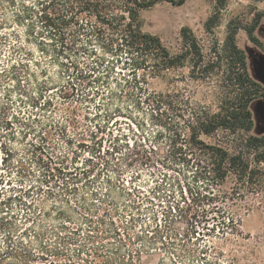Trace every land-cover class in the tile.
I'll return each instance as SVG.
<instances>
[{"label":"clouds","instance_id":"obj_1","mask_svg":"<svg viewBox=\"0 0 264 264\" xmlns=\"http://www.w3.org/2000/svg\"><path fill=\"white\" fill-rule=\"evenodd\" d=\"M51 2L0 0V264H264V223L255 211L236 215L227 202L206 204L199 211L210 213L208 223L190 228L177 210L191 204L186 185L217 195L205 180L192 185L200 166L211 163L201 154L211 150L195 132L188 136L201 111L222 102L216 82L194 88L182 68L171 67L177 82L168 90L183 91L189 105L170 131L144 104L167 82L150 80L146 94L129 98L135 90L125 88L134 71L124 67L127 49L114 56L103 46L109 36L121 47L130 37L93 15L103 44L80 33L73 52L58 55L37 22ZM120 3L105 20L129 15ZM75 31V24L64 30L66 45ZM141 60L137 79L153 70L150 50ZM177 135L184 160L170 156ZM220 209L228 213L223 223Z\"/></svg>","mask_w":264,"mask_h":264},{"label":"rangeland","instance_id":"obj_2","mask_svg":"<svg viewBox=\"0 0 264 264\" xmlns=\"http://www.w3.org/2000/svg\"><path fill=\"white\" fill-rule=\"evenodd\" d=\"M259 15H264V0H187L186 4L181 7L167 3L157 5L142 14V22L143 31L160 37L163 43L170 49L172 56H176L175 53H179L181 50V29L189 27L192 30L201 49L203 60L199 66H195L198 58L190 54L183 64L177 65L175 68L183 69L184 74L191 78L189 83L193 84L194 88H200L202 85L207 87L212 85L213 81L216 82L222 95V102L218 108H214L211 112H217L225 101L233 99L237 94L235 87L230 81V76H232L230 62L224 54L226 41L234 27H238L239 29L237 36L239 47L244 51L248 48L252 50L250 57L253 66L257 67L256 65L259 61L264 62V18L256 31V36L263 43V49L251 42L247 31L248 28H252L255 25ZM211 17L216 19V25L211 30H206L205 23ZM185 52L186 50L181 51L180 54ZM129 57L131 58V63L129 64V62L125 61L124 67H132L134 69L130 73L133 80L129 81L125 85V88L134 89L135 92L128 91L126 94L129 98L134 94H146L148 87H154L153 84H150V80L166 81L168 88L160 92L153 91L147 97V99H151L154 95H160L163 102L160 109L154 103H148L147 99L144 100V104L151 105L149 114L154 123L170 126L169 130H173L176 127L173 121L176 119L182 120L184 118L182 113L189 105V101L184 98L183 91L168 90L177 82L175 77L171 75L175 69H164L161 66L156 67L154 60L151 66L153 70L148 72L147 76H141L137 79L135 69L142 67L143 61L139 57ZM115 63L119 65L121 61L116 60ZM208 65L210 66L208 67ZM100 67H103L102 63ZM111 70L115 71V68L113 67ZM145 71L147 72V69ZM169 103H172L171 107L168 106ZM137 107H139V103ZM263 107L264 105H260L256 109L255 127L252 132V135L258 137L264 136ZM153 110L155 111L154 115H152ZM201 112L208 111L202 110ZM248 136L246 133L233 135L220 130L211 136L203 135L201 139L208 145H219L227 149L230 155H237ZM160 139H162V135L157 136V140ZM178 140V135L176 140H172L170 156L174 160H177L175 155H183V149L176 147ZM245 155H254V152L249 153L246 150ZM260 168L264 173V163L261 164ZM199 172L197 171L192 177V185H196L198 181L203 180ZM185 180H187V177H185ZM205 182L216 189V196L204 195L200 192L199 188L194 189L192 186L186 185L191 204L184 210H180L177 206L178 212L181 213L183 220L188 223L190 228L193 226V222L197 224L208 223L207 216L210 213L207 211L200 212L199 209L201 207L212 203L225 204V202H227L226 206L230 210H233L236 215L245 210L249 213L255 211L259 214L258 222L264 223V211H261L264 209V177L258 176L252 188H249L247 185L244 186L243 183L237 182L234 178H230L221 189L213 186L210 181L205 180ZM208 191L207 187L204 188V192ZM257 204H259V207H256ZM211 211L215 212L217 209L213 208ZM219 212L222 214L220 215V219L223 223L224 217L228 216V213L224 212V209H220ZM172 223L175 224L176 221L173 220ZM239 223H243V221H239ZM226 226L232 227V223L230 222ZM212 231L214 232L215 228ZM194 234L195 232H193Z\"/></svg>","mask_w":264,"mask_h":264},{"label":"trees","instance_id":"obj_3","mask_svg":"<svg viewBox=\"0 0 264 264\" xmlns=\"http://www.w3.org/2000/svg\"><path fill=\"white\" fill-rule=\"evenodd\" d=\"M187 0H124L125 10L129 11L127 17H113L116 21L115 24L105 20L107 16L113 10L121 7L120 0H52L50 4H47L42 11L44 16L38 17V23H41L45 31H48V37L53 39L54 43L50 46L53 51L58 55H63L64 50L73 52L75 43L78 41V34L85 33L86 36L95 35L99 42L103 44L105 40V32L102 28H96L91 23V17L96 16L97 21L103 22L108 25L109 29L116 33L120 32L122 36L130 37L125 38L124 47H121L111 36L107 37L108 43L103 46L111 52L114 56H120L127 49V54L133 57H139L143 55L145 50H150V54L154 57L155 66L168 69L177 65L183 64L187 57L191 54L198 58L196 65L203 60L201 49L198 45L196 38L193 35L192 30L189 27H184L180 31L181 50H186L185 53H175L176 56H172L170 49L163 43L160 37L143 31L142 13L153 9L157 5L167 3L176 7H181L186 4ZM51 9L53 15L49 16L48 10ZM70 16V18H68ZM77 17H83L87 19L89 23L87 25L80 23ZM264 15H259L258 20L252 28H248V36L252 43L262 48L263 43L256 36V31L261 24ZM28 19H31L29 16ZM127 19L128 24H123V21ZM75 24L76 31L72 33L74 37V43L72 46H68L64 43L65 36L64 30L69 26ZM216 25V19L211 17L205 23V29L211 30ZM86 28L93 29L94 31L85 32ZM238 27H234L226 41L224 54L227 60L230 62V68L232 70V76L230 81L235 87L237 94L231 100L225 101L219 111L217 112H201L196 117V124H190L189 127L192 132L188 133L190 137L193 132L199 135V142L204 144L206 148H209L210 153H202L201 158H207L211 161L210 165L205 167L200 166L198 171L201 174L203 180L210 181L213 186L221 189L230 178H234L237 182L243 183L244 186L253 187L255 179L260 176L264 177V173L260 166L264 163V136L258 137L252 135L255 127L254 115L251 111L252 103L260 98H264V86L255 81L248 68L247 55L243 49H241L237 42ZM32 26H30V34ZM44 35V32L39 34ZM89 44L91 41H88ZM59 43L60 49H56L55 45ZM116 44V49L113 51L112 45ZM263 49V48H262ZM41 50H44L43 42H41ZM81 52H86V49H81ZM139 53L140 55H134ZM179 54V55H177ZM79 55V53H76ZM95 55V53H93ZM211 64V63H210ZM210 65H208L209 67ZM67 67V66H65ZM96 69H94L95 71ZM148 103H154L158 109H160L162 97L160 95H154L151 99L146 100ZM172 103L168 106L171 107ZM217 117L219 119H217ZM223 130L233 135L239 133H246L249 135L245 139V144H242L241 150L237 155H230L229 151L219 145H208L201 137L211 136L216 132ZM246 150L254 155H245ZM177 159H186L184 155H175ZM190 163V161L188 162ZM199 163V161H198ZM255 164V167H254Z\"/></svg>","mask_w":264,"mask_h":264},{"label":"water","instance_id":"obj_4","mask_svg":"<svg viewBox=\"0 0 264 264\" xmlns=\"http://www.w3.org/2000/svg\"><path fill=\"white\" fill-rule=\"evenodd\" d=\"M250 52H252V50L250 48L245 49V53L247 55L249 73H250L251 77L255 81H257L258 83H260L261 85L264 86V62L259 61L258 64L256 65L257 67H254L253 64H252V59L250 57ZM263 100H264V98L257 99L251 105V111L253 112V115H254V121L256 119V109H257L258 106L264 105V101ZM262 109H264V107Z\"/></svg>","mask_w":264,"mask_h":264}]
</instances>
